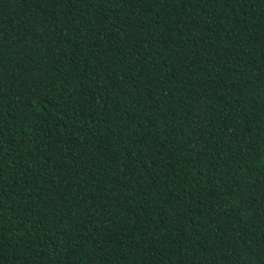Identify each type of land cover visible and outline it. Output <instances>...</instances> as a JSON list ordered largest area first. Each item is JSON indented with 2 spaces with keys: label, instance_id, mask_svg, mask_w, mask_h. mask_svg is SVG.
Returning a JSON list of instances; mask_svg holds the SVG:
<instances>
[{
  "label": "trees",
  "instance_id": "trees-1",
  "mask_svg": "<svg viewBox=\"0 0 264 264\" xmlns=\"http://www.w3.org/2000/svg\"><path fill=\"white\" fill-rule=\"evenodd\" d=\"M0 264H264V0H0Z\"/></svg>",
  "mask_w": 264,
  "mask_h": 264
}]
</instances>
